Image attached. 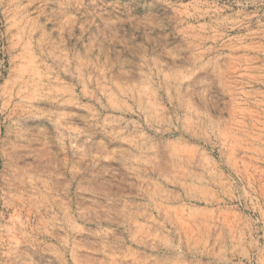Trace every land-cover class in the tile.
<instances>
[{"label":"rangeland","instance_id":"obj_1","mask_svg":"<svg viewBox=\"0 0 264 264\" xmlns=\"http://www.w3.org/2000/svg\"><path fill=\"white\" fill-rule=\"evenodd\" d=\"M0 264H264V0H0Z\"/></svg>","mask_w":264,"mask_h":264}]
</instances>
